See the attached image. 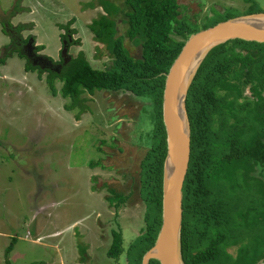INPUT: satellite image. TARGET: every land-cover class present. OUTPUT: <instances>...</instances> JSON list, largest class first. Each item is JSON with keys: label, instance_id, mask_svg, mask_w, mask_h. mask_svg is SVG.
<instances>
[{"label": "trees", "instance_id": "1", "mask_svg": "<svg viewBox=\"0 0 264 264\" xmlns=\"http://www.w3.org/2000/svg\"><path fill=\"white\" fill-rule=\"evenodd\" d=\"M249 7L243 14L219 13L202 25L180 17L177 0H123L122 7L107 0L83 2V9L99 6L104 11L88 25L93 40L104 46L111 58L108 68L94 69L83 51L69 55L61 71H46L45 82L53 97L69 100L66 111L86 112L83 95L96 92H129L152 105L153 129L148 135L151 146L140 163L139 196L145 204L143 226L125 249L122 233L111 230L107 256L116 264H141L143 255L154 245L161 226L162 173L166 156V133L162 121V95L165 76L191 34L227 19L263 12L254 0H243ZM124 6V7H123ZM125 8V9H123ZM124 11L125 35H117L116 17ZM21 12L15 6L10 13ZM215 16V15H214ZM74 19L59 25L60 39L68 46ZM21 32L31 27H15ZM5 25V24H4ZM3 34L8 32L1 28ZM28 37L25 39L27 41ZM176 38H179L178 40ZM34 39V38H33ZM125 39L140 47V58H134ZM37 51L44 46H37ZM98 50V49H97ZM25 59L24 70L43 71L33 67L17 48L14 53ZM0 58V64L6 59ZM98 58V55H95ZM51 60V59H50ZM59 81L61 86L56 88ZM245 88L252 99L243 98ZM190 124V158L182 188L181 256L185 264H264V43L231 40L213 48L202 61L186 97ZM100 165L99 161L91 164ZM260 171V175L256 171ZM110 206L118 214L129 201L127 194L110 190ZM244 199V201H243ZM118 218V215L117 217ZM116 224V222H115ZM117 225V224H116ZM11 238L5 249L6 263L14 249ZM80 248V262L86 251ZM124 256L121 261L120 257ZM149 264H160L150 260Z\"/></svg>", "mask_w": 264, "mask_h": 264}, {"label": "rangeland", "instance_id": "2", "mask_svg": "<svg viewBox=\"0 0 264 264\" xmlns=\"http://www.w3.org/2000/svg\"><path fill=\"white\" fill-rule=\"evenodd\" d=\"M92 1L97 5L99 0H0V20H9L13 27L31 24L21 36L33 37L36 47L44 46L40 54L58 61L64 34L59 25L74 19L71 39L80 43L69 48V55L83 51L91 67L101 70L111 58L93 40L88 25L104 11L81 7ZM107 1L123 5V0ZM177 2L180 17L199 26L216 17L213 11L243 14L249 7L243 0ZM254 2L264 12V0ZM15 6L21 12L11 16ZM116 25L117 35H125L124 11ZM124 42L140 58V47ZM8 43L0 25V58L5 56L1 47ZM24 65L25 59L16 54L0 64V264H7L5 249L11 238L17 241L9 264H116L107 256L111 230L119 228L126 249L143 226L146 208L138 180L151 146L152 105L129 92H96L83 95L88 110L76 118L77 110L63 108L69 100L52 96L47 73L39 78ZM55 86L59 89L61 83ZM243 98L252 99L248 88ZM96 161L100 165L92 167ZM110 190L131 191L118 214L107 201ZM79 247L87 254L84 263Z\"/></svg>", "mask_w": 264, "mask_h": 264}, {"label": "water", "instance_id": "3", "mask_svg": "<svg viewBox=\"0 0 264 264\" xmlns=\"http://www.w3.org/2000/svg\"><path fill=\"white\" fill-rule=\"evenodd\" d=\"M264 43V12L239 15L191 34L165 76L162 121L166 133V156L162 173L161 226L154 245L141 264H185L181 256L182 188L190 158V124L186 97L193 78L207 54L231 40ZM27 46H32V38ZM68 46L60 51L63 64L69 60ZM33 67L52 71L47 58L26 54ZM36 57V58H35ZM57 72V71H56Z\"/></svg>", "mask_w": 264, "mask_h": 264}, {"label": "flooded vegetation", "instance_id": "4", "mask_svg": "<svg viewBox=\"0 0 264 264\" xmlns=\"http://www.w3.org/2000/svg\"><path fill=\"white\" fill-rule=\"evenodd\" d=\"M10 22V21H9ZM5 24V25H4ZM11 24V23H10ZM2 29H5L8 32V38H9V43L6 46L1 47L2 52L5 54L4 57H7V55L11 56V50H16L17 48H19L20 51H22L25 56L26 54L30 53L33 54L34 56H42L43 58H47L46 56L40 54V51H37V48L34 44V39L32 38V46H27L29 38L27 41H25V39H27L28 37L23 38L22 36H18L16 34V32L13 30V28H8V25L6 23H3ZM36 58V57H35ZM49 59V58H47ZM50 60V59H49ZM51 63L53 64L52 66V71L59 73L63 67V61L62 58L60 56V52H59V60L58 61H53L50 60ZM39 68V67H37ZM40 69V68H39ZM43 71V73H46V71H50L48 69H41Z\"/></svg>", "mask_w": 264, "mask_h": 264}, {"label": "crops", "instance_id": "5", "mask_svg": "<svg viewBox=\"0 0 264 264\" xmlns=\"http://www.w3.org/2000/svg\"><path fill=\"white\" fill-rule=\"evenodd\" d=\"M97 7H98V6H97ZM97 7H95V8H97ZM95 8H94V9H95ZM100 8H101V7H100ZM101 9H102V8H101ZM86 255H87V254H86Z\"/></svg>", "mask_w": 264, "mask_h": 264}]
</instances>
